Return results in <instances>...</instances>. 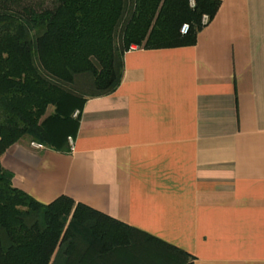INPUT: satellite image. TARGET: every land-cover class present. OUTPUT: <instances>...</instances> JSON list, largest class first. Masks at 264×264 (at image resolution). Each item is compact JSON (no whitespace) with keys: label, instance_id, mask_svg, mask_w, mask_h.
<instances>
[{"label":"crops","instance_id":"obj_1","mask_svg":"<svg viewBox=\"0 0 264 264\" xmlns=\"http://www.w3.org/2000/svg\"><path fill=\"white\" fill-rule=\"evenodd\" d=\"M73 139L21 140L1 164L36 201L66 196L193 264H264V0H221L193 45H132Z\"/></svg>","mask_w":264,"mask_h":264},{"label":"trees","instance_id":"obj_2","mask_svg":"<svg viewBox=\"0 0 264 264\" xmlns=\"http://www.w3.org/2000/svg\"><path fill=\"white\" fill-rule=\"evenodd\" d=\"M220 3L0 0V264H193L182 249L66 196L36 201L13 186L1 156L25 138L66 150L84 102L119 86L125 51L193 45Z\"/></svg>","mask_w":264,"mask_h":264},{"label":"built area","instance_id":"obj_3","mask_svg":"<svg viewBox=\"0 0 264 264\" xmlns=\"http://www.w3.org/2000/svg\"><path fill=\"white\" fill-rule=\"evenodd\" d=\"M208 22V17L206 15L203 16L202 18V23L203 24H206ZM189 30V25L188 24H183L180 28V32L183 33V34H186ZM77 111L74 113V116H77ZM68 144H69V148L70 150H73L74 149V139L72 136H69L68 139Z\"/></svg>","mask_w":264,"mask_h":264},{"label":"rangeland","instance_id":"obj_4","mask_svg":"<svg viewBox=\"0 0 264 264\" xmlns=\"http://www.w3.org/2000/svg\"><path fill=\"white\" fill-rule=\"evenodd\" d=\"M190 5H191V6L194 5V0H190ZM82 87H83V85H82ZM87 91H88V88L84 86V92H87ZM53 111H54V107H53V106H49V107L47 108V111H46L45 116H47V115L53 113ZM76 111H77V110H76ZM76 111H75V112H76ZM75 112H74V113H75ZM74 113H73V116H74ZM21 140L29 141V139H26V138H25V139H21ZM21 140L17 141L16 143L20 142Z\"/></svg>","mask_w":264,"mask_h":264}]
</instances>
